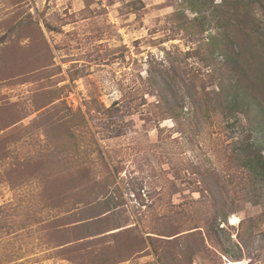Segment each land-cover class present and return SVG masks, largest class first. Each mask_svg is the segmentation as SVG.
<instances>
[{"label": "rangeland", "instance_id": "374dc122", "mask_svg": "<svg viewBox=\"0 0 264 264\" xmlns=\"http://www.w3.org/2000/svg\"><path fill=\"white\" fill-rule=\"evenodd\" d=\"M207 29L184 0H0V264H75L52 228L71 204L50 187L83 167L147 239L116 264H188L189 243L192 264H264V177L240 155L260 134L218 112Z\"/></svg>", "mask_w": 264, "mask_h": 264}, {"label": "trees", "instance_id": "16d2710c", "mask_svg": "<svg viewBox=\"0 0 264 264\" xmlns=\"http://www.w3.org/2000/svg\"><path fill=\"white\" fill-rule=\"evenodd\" d=\"M184 1L199 19L201 30H208L210 25L216 30L208 42L211 52L217 54L212 65L221 76L217 94L222 111L218 112L226 119L238 113L245 115L253 132L260 134L249 146L240 145V155L245 159L244 167L264 177V0ZM225 74L228 79L224 78ZM58 107V104H46L38 108L41 117L47 116L52 128L65 125L62 116L55 117L51 113ZM199 109L204 110L205 115L211 112L203 104ZM92 175L90 168L83 167L53 177L50 187L52 204L56 207L71 204L70 213L58 217L52 226L54 234L60 233L56 245L60 247L59 253L75 264H116L147 251V239L136 236L132 226L123 227L120 216L110 208L109 200L99 199L103 185L93 180ZM226 217L220 219L227 225ZM178 229V226L174 227V230ZM179 233L175 231L171 236H177L168 240L176 242L182 236ZM107 235L114 238L113 243L96 249L94 244ZM148 238L152 239V236ZM150 244L158 253L154 243L150 241ZM195 248L193 243L183 248L188 264H192ZM168 251L162 253L163 257L159 256L165 264H183Z\"/></svg>", "mask_w": 264, "mask_h": 264}]
</instances>
